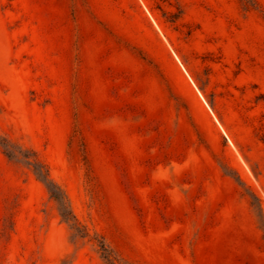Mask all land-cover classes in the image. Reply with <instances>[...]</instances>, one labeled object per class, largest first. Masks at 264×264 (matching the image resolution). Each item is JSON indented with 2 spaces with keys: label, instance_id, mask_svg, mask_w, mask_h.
<instances>
[{
  "label": "rangeland",
  "instance_id": "obj_1",
  "mask_svg": "<svg viewBox=\"0 0 264 264\" xmlns=\"http://www.w3.org/2000/svg\"><path fill=\"white\" fill-rule=\"evenodd\" d=\"M0 264H264V0H0Z\"/></svg>",
  "mask_w": 264,
  "mask_h": 264
},
{
  "label": "trees",
  "instance_id": "obj_2",
  "mask_svg": "<svg viewBox=\"0 0 264 264\" xmlns=\"http://www.w3.org/2000/svg\"><path fill=\"white\" fill-rule=\"evenodd\" d=\"M37 176L47 185V187L49 188V191L51 192L53 198H55L56 200H60V199H65V195L62 192V189L60 188V186H58L57 184H55L51 179L50 176L48 174L47 170H44V166H41V170L36 171ZM66 207H68V204L65 203L64 204ZM63 217L67 222H72V221H76L75 217L72 215L71 212H63ZM103 250L107 251V249L105 248V246H103Z\"/></svg>",
  "mask_w": 264,
  "mask_h": 264
}]
</instances>
